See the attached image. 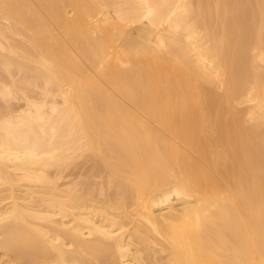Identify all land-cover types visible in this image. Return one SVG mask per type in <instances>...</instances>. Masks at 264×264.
<instances>
[{"label":"bare ground","instance_id":"6f19581e","mask_svg":"<svg viewBox=\"0 0 264 264\" xmlns=\"http://www.w3.org/2000/svg\"><path fill=\"white\" fill-rule=\"evenodd\" d=\"M36 1L0 0V254L264 264V0ZM83 152L119 198L62 186Z\"/></svg>","mask_w":264,"mask_h":264},{"label":"rangeland","instance_id":"374dc122","mask_svg":"<svg viewBox=\"0 0 264 264\" xmlns=\"http://www.w3.org/2000/svg\"><path fill=\"white\" fill-rule=\"evenodd\" d=\"M34 1L42 9L41 5L36 0H34ZM41 11L44 12L43 9ZM25 76H28V77L30 76L28 71H25V70L18 71V69H14L12 71V74H9V73H6L4 71V69L0 66V82L2 80H5L6 82H8L9 85H11L15 81H20ZM37 84L41 87H44V84L41 82H38ZM37 90H38L37 87H32L30 89H27V92H29L31 95H36L35 91H37ZM19 94H21L20 91H19ZM19 94H18V96H19ZM23 104H24V101L20 98L7 100L6 98H3L0 94V108H1L0 113L3 110H5L4 108L6 105H9V106L11 105L10 106L11 108L17 109L20 106H22ZM240 106H241V108H240ZM244 106L245 105H239V108L244 109L245 108ZM76 157L77 158L74 159V161L72 160L73 163H71L69 165L68 169H66L62 173V178H61L60 182H61L63 187H64V183L66 184V187L74 185V183L75 184L77 183L76 186H78V188H81V189L83 188L82 190H86L84 188H87L88 191H90V189H92V191H93V192H91L92 195H93V193L95 194L94 196H96V194L98 195L96 197H94V196H92V197H94V199L97 198V200H100L103 195H106V196L103 197L102 200H106V199L108 200L109 196L112 197L113 199L114 198L117 199L120 197L121 191L123 190L122 189V187H123L122 183H121V185L119 184L115 187H110V188H108L104 185L103 192L107 191V189H108L107 193L104 192V194H102V195L98 194V193H101L100 192V186H101V184L102 185L105 184L104 180L106 179L105 172L103 170L102 165L100 163H97L96 160L93 159L92 155L89 152H83L82 156L80 155V157L79 156H76ZM198 158L200 159V157H198ZM209 169L212 171V174H214L213 176H215L225 187H227V184L224 181V179L218 173H216L212 168L209 167ZM51 173H53V169H52ZM68 182L73 183V184H69ZM98 187H99V189H98V193H97ZM88 188H90V189H88ZM101 188H102V186H101ZM82 190L79 189V191H82ZM98 198H100V199H98ZM112 198H110V199H112ZM128 209L132 210V207L130 206ZM1 255H2V257H1ZM12 258L14 259L15 257L7 256L5 254L3 255V253L0 254L1 261L9 262V264H22L23 263V261L18 259V258H16L17 260L16 259L13 260ZM105 261H106V262H104L105 264L110 263L109 262L110 260H108V261L105 260ZM148 262L151 263V261H146V264H148ZM138 264H141V262H138ZM152 264H154V263H152Z\"/></svg>","mask_w":264,"mask_h":264}]
</instances>
